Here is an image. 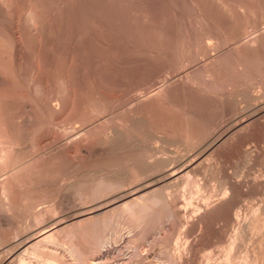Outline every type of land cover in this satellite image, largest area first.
Returning <instances> with one entry per match:
<instances>
[{"label": "rangeland", "instance_id": "1", "mask_svg": "<svg viewBox=\"0 0 264 264\" xmlns=\"http://www.w3.org/2000/svg\"><path fill=\"white\" fill-rule=\"evenodd\" d=\"M0 3V264H264V0Z\"/></svg>", "mask_w": 264, "mask_h": 264}, {"label": "bare ground", "instance_id": "2", "mask_svg": "<svg viewBox=\"0 0 264 264\" xmlns=\"http://www.w3.org/2000/svg\"><path fill=\"white\" fill-rule=\"evenodd\" d=\"M8 1V0H7ZM26 1V0H25ZM257 1V0H256ZM29 2V1H28ZM7 3V2H6ZM240 3V2H239ZM242 3H243V1H242ZM1 4V3H0ZM254 5V4H253ZM239 7V6H238ZM238 7H237V9H238ZM29 8V7H28ZM239 8H241V7H239ZM247 8V7H246ZM39 10V9H38ZM232 10V9H231ZM239 10H241V9H239ZM243 10V9H242ZM245 10V9H244ZM243 10V11H244ZM248 11V10H247ZM247 11L246 12H244V13H247ZM24 12H26V11H24ZM238 12V11H237ZM236 12V13H237ZM215 13V12H214ZM26 14V13H25ZM30 14V13H29ZM227 14V13H226ZM244 16V15H243ZM249 16V15H248ZM244 18V17H243ZM247 20H249V19H247ZM242 21V20H241ZM32 22V21H31ZM253 22V21H252ZM2 23V22H1ZM34 23V22H33ZM44 23V22H43ZM225 23V22H224ZM260 23V22H259ZM264 23V22H263ZM17 24V27L19 26V24L18 23H16ZM6 25V24H5ZM257 25V24H256ZM260 25V24H259ZM14 27V26H13ZM36 27V26H35ZM254 27V26H253ZM39 28V27H38ZM252 28V27H251ZM259 28V27H258ZM162 29V28H161ZM204 29V28H203ZM264 29V28H263ZM16 30V27L14 28V31L13 32H17V31H15ZM245 30H248V28L247 29H245ZM20 32V31H19ZM263 32V31H262ZM262 34V33H261ZM19 36H20V34H18ZM17 35V36H18ZM23 35H25V34H23ZM263 35V34H262ZM261 35V36H262ZM16 38V42L14 43L15 44V47H14V49H15V51H14V54H12L13 55V57L15 56L16 58H18V59H23V58H27V55H24V54H22V53H24L25 51H22V46H24V45H22V43H21V41L20 40H22V39H20L21 37H15ZM26 38V37H25ZM27 39V38H26ZM24 40V39H23ZM205 40V39H204ZM209 43V42H208ZM23 44H25V43H23ZM26 46V45H25ZM24 46V47H25ZM22 56H25V57H23L22 58ZM27 60V59H26ZM24 62V61H23ZM7 84V80L5 79V77H1V75H0V87H3V86H5ZM9 86V85H8ZM22 95H25V94H22ZM4 100V99H3ZM13 106V103L12 102H9V101H7V102H2L1 101V99H0V111L1 110H5V111H7L9 108H11ZM4 131L6 132V130L4 129ZM4 131H1V132H4ZM1 132H0V136H1ZM4 132V133H5ZM8 134V133H7ZM27 134V133H26ZM2 135H3V133H2ZM80 135V134H79ZM8 136H10V135H7L6 137L9 139V137ZM2 137V136H1ZM1 140H0V175H5V174H11L12 175V177H13V175H15V173H17L18 171H20L21 170V168L22 167H24V166H27V164L25 165V162H23V163H19V164H17L16 166H14L13 168L12 167H10V164L11 163H13V161L14 160H12V155L14 154V153H19V151H17L16 150V148H15V146H14V143H13V140L11 139V141H7V139L5 138V140L4 139H2V138H0ZM94 152V151H93ZM96 152V154H97V152L98 151H95ZM100 153V152H99ZM91 154V153H90ZM95 154V153H94ZM14 157V156H13ZM20 159V158H19ZM19 159H16V160H19ZM11 161V162H10ZM28 162V161H27ZM11 166H13L12 164H11ZM27 168V167H26ZM175 174V173H174ZM177 174V173H176ZM15 176H17V175H15ZM11 177V178H12ZM170 177H171V175H170ZM2 178H4V177H2ZM174 178H175V176H174ZM173 178V179H174ZM10 179V178H9ZM5 183H7V184H9L8 183V181H6V179H5V182H2V185H1V189H0V191L2 190V193L3 194H5L6 193V191H7V186H6V184ZM144 185V184H143ZM145 187V186H144ZM147 187H149V185L148 186H146V188L145 189H147ZM137 189V188H136ZM136 189H135V191H136ZM145 189H141L139 192H141V191H143V190H145ZM119 190V189H118ZM139 190V189H138ZM157 191H158V189H154V190H152L151 192H148L147 193V191H146V193L147 194H144V195H142V196H138V197H135L133 200H130V201H128V202H126V203H124L123 205L124 206H126V207H129L130 209L132 208V209H136V207H137V205L139 206V207H137V208H142V209H144V210H147L149 207V202H156V201H159L160 200V198L157 196ZM134 192V191H133ZM138 193V192H137ZM123 195V194H122ZM133 195V194H132ZM140 200H142L143 201V203L141 204L139 201ZM140 203V204H139ZM4 206L5 205H7V203H4L3 204ZM122 205V206H123ZM148 207V208H147ZM128 208V209H129ZM152 208V207H151ZM116 208H114V210H115ZM143 210V211H144ZM112 211V210H111ZM99 212V213H98ZM98 212H97V216L99 217L100 216V211H99V209H98ZM113 212V211H112ZM148 212V211H147ZM101 213H103V211H101ZM84 215V214H83ZM104 215V214H103ZM81 217V216H80ZM105 217V216H104ZM83 221V220H82ZM57 224V223H56ZM82 224V223H81ZM78 225V224H77ZM46 227V226H45ZM56 228H58V226H54V227H50V228H44L43 230H41L40 231V233H39V235L37 236V233H36V240L37 239H39V238H41V239H43V241H45L44 240V238H51L53 235H52V233H53V231L56 229ZM52 235V236H51ZM69 236V235H68ZM33 238V237H32ZM35 239V238H34ZM47 240V239H46ZM33 241V240H32ZM32 243V242H31ZM41 243H43V242H41ZM231 243V242H230ZM40 244V243H39ZM38 245V244H37ZM228 246H230V245H228ZM232 246V245H231ZM35 247V246H34ZM33 248V247H32ZM233 250H234V248H233ZM229 257H230V255H229ZM23 258V257H22ZM230 261V260H229ZM246 263H248L249 264V262H246ZM252 263V262H251ZM230 264V263H229Z\"/></svg>", "mask_w": 264, "mask_h": 264}]
</instances>
